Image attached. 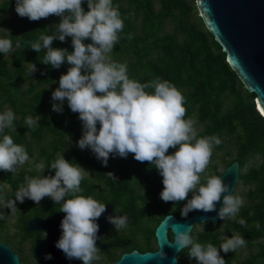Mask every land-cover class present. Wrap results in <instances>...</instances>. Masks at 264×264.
<instances>
[{"label": "trees", "instance_id": "obj_1", "mask_svg": "<svg viewBox=\"0 0 264 264\" xmlns=\"http://www.w3.org/2000/svg\"><path fill=\"white\" fill-rule=\"evenodd\" d=\"M112 5L118 8L124 28L118 33L119 41L109 54L111 60L126 64L130 79L147 83L159 77L173 84L185 98L184 119H193L201 126L197 138L216 136L221 140L213 148L216 151L226 150L225 155L230 159L225 162L224 169L233 161L239 163L236 185L245 190L239 195L244 199V205L235 217L224 221L218 219L215 227L208 222L197 233H194V227L191 232L193 241L219 247L226 237L240 234L246 240V246L234 252L221 251L226 264H264V118L256 110L255 95L246 91L230 69L225 54L199 16L196 22L192 21L197 14L193 13L194 2L112 0ZM82 8L85 12L88 10L86 0ZM0 12L13 13L10 19L0 16V26L7 25L13 41V48L8 54L0 53V114L5 108H10L15 115V131L5 129L0 140L3 135H10L15 144L25 147L29 157L34 156L35 149L36 156L29 176L38 174L35 166L41 162L46 168L42 175H54V170L47 167L59 154L81 167L88 165L93 180L85 177L78 195L91 196L101 203L111 204L115 210L127 215L132 223L146 221L144 234L149 245L146 249H150L156 223L167 214L182 218L180 209L184 202H163L159 197L163 189L162 177L148 162L136 161L131 153L126 159L110 155L107 167L102 166L90 149H84L89 153L88 157L83 155V150L76 146L82 135L78 114L71 112L66 100L62 113L51 108L53 103L59 102L51 100L50 87H58L59 77L66 74L70 65L65 63L59 69H53L43 64V50L40 53L31 50L32 43L38 41L41 35L52 34L49 18L53 25L58 24L60 18L49 16L39 21L21 18L15 12V0L1 2ZM166 21L173 24L171 32L164 31ZM83 42L91 43L90 40ZM52 47L67 49L69 53L73 50L70 37H66L64 42L54 40ZM27 63L35 64L37 68L31 76ZM35 115L41 118L36 126L30 128L25 119ZM175 151L170 148L166 154ZM208 171L217 176L223 173L218 172L216 166H210ZM13 173L0 170L1 182L11 188L7 194L0 190V195L6 199L15 196L27 176L24 170L15 176ZM108 173L113 174L115 181ZM233 195L237 194L233 192ZM40 202L44 204L43 208H37L28 199L21 205V208L29 207L27 214H19L22 225L33 215H41L43 209L61 210V205L53 203L48 197ZM9 212L6 208L0 209V223ZM241 218L246 220V226L237 223ZM255 222H259V229L254 226ZM241 250H246L247 256L239 260L238 252ZM189 251L190 248H185L179 253L178 264H197L195 259L188 258Z\"/></svg>", "mask_w": 264, "mask_h": 264}, {"label": "clouds", "instance_id": "obj_2", "mask_svg": "<svg viewBox=\"0 0 264 264\" xmlns=\"http://www.w3.org/2000/svg\"><path fill=\"white\" fill-rule=\"evenodd\" d=\"M84 2L15 0V12L21 18L27 17L29 21L49 16L60 18L58 24L51 26L52 34L41 35L32 43L31 50L36 53L43 50V64L53 69H59L65 63L70 65L51 93V100L59 102L53 103L51 108L62 113L66 100L71 112L78 114L82 135L76 146L81 150L90 149L104 167H107L110 155L126 159L131 153L136 161L148 162L162 177L160 199L165 203L184 202L180 209L182 218L193 211H216V203L221 198L222 207L217 218L224 221L235 217L244 205V199L233 195V189L230 192L229 185L215 174L209 173L201 182V174L210 163L213 146L219 145L221 140L216 136L197 138L195 121L184 119L185 98L173 84L159 77L147 83L130 79L127 65L111 60L109 54L119 41L118 33L123 31L124 20L118 8L113 7L112 0H86V12L82 8ZM0 30L8 34L0 37V53L8 54L13 48L12 36L10 30ZM66 37L71 38L73 50L70 53L67 49L52 47L54 40L64 42ZM128 38L131 39V35ZM85 40L91 43L85 44ZM27 64L31 76L37 68L33 63ZM40 118L39 115L29 116L25 122L32 128ZM14 119L10 108L0 114V133L5 129L15 131ZM170 148L176 151L166 154ZM28 160L25 147L15 144L10 135H3L0 140V170L13 173L17 166ZM35 167L38 174L25 176L26 185L19 187L14 199L0 195V205L14 211L17 202L23 203L28 199L39 205L45 197L60 204L64 217L60 222L61 236L54 246L68 260L93 264L101 252L96 246L97 240L102 239L97 235L99 225L96 221L106 211V205L91 196L78 195L82 191L81 181L90 173L75 162L65 160L63 154H59L47 167L54 170V175H42L46 169L43 162ZM107 175L115 181L112 173ZM69 196L71 198H66ZM106 219L116 230L127 227V215H112ZM207 223L205 219L199 224L204 227ZM237 223L241 226L247 224L242 218ZM254 226L259 229V222ZM192 228L176 232L174 240L167 245L177 252L190 248L188 258L195 259L197 264H226L221 251L229 253L246 246V240L240 234L226 237L219 247L212 243H196L191 235ZM43 236L46 238L47 233L44 232ZM154 255L161 260L166 259L162 247ZM44 259L51 260V254H46ZM177 259L174 258V264Z\"/></svg>", "mask_w": 264, "mask_h": 264}, {"label": "water", "instance_id": "obj_3", "mask_svg": "<svg viewBox=\"0 0 264 264\" xmlns=\"http://www.w3.org/2000/svg\"><path fill=\"white\" fill-rule=\"evenodd\" d=\"M194 4L203 25L225 54L230 69L246 91L255 95V107L261 115V111L264 110V0H195ZM261 116L264 118V115ZM220 177L229 185V191L231 192L232 189L234 191L239 180L238 161L229 164ZM220 207H222V198L216 203L214 212L194 211L183 219L173 214L165 215L153 232L157 246L155 251L140 253L133 250L122 254L118 261L111 264H174V258L180 252L169 247L167 242L174 240L176 232L188 231L192 226L193 228L200 226L199 223L205 219L215 227L218 223L217 212ZM112 215L125 214H115L112 206L106 205V211L96 221L99 225L98 236L112 226L106 219ZM63 217L64 215L54 214L49 221L31 220L27 224L28 229L48 230L46 227H36V224H51L59 219L62 220ZM61 220L57 223L60 224ZM169 232L172 234L171 241L168 238ZM160 247L166 255L164 260L154 255ZM0 264H19L17 256L1 242ZM175 264H178V259L175 260Z\"/></svg>", "mask_w": 264, "mask_h": 264}, {"label": "flooded vegetation", "instance_id": "obj_4", "mask_svg": "<svg viewBox=\"0 0 264 264\" xmlns=\"http://www.w3.org/2000/svg\"><path fill=\"white\" fill-rule=\"evenodd\" d=\"M23 203H21V205ZM104 204L108 205L109 203ZM21 205L20 209L18 210L20 211L19 214L21 212L23 214H27L29 212V207L24 206L23 208H21ZM35 206L37 208H43L44 204L40 202L39 205L35 204ZM0 209H4V207ZM8 210L10 211V209ZM112 210L113 212L115 211V214L123 213L121 211L115 210L113 206ZM19 214L16 217V222L10 226L12 227L11 233L6 232L3 224V221L10 215V212L8 216H6L0 223V226L3 227V231L5 232L7 238L6 241H2L0 239V242L11 249L12 253L17 256L19 264H82V261L79 260L66 259L64 254L54 246L61 236L60 224L57 223L61 219H59L57 222L54 221L51 224H36V227H46L48 230L50 229L49 231L45 229H28L27 224L31 220L38 219L49 221L52 219V216L54 214L64 215V213L60 211H52L51 209H43L41 215H33L26 221L25 225H22L19 222ZM158 223L159 222L156 223L155 227ZM145 227L146 225L143 224V221L135 224L132 223L130 219V222L127 223L126 228L116 230L112 225L110 228L103 231L98 236L102 237V239H98L96 245L101 250V252L99 253V259L94 260L93 264L115 263L119 260L122 254L129 253L133 250H137L140 253L155 251L157 246L154 234L150 244L151 248L146 249L149 245L146 244L145 241ZM44 232L47 233L46 238H44L43 236ZM168 238L170 241L172 240V234L170 232L168 233ZM46 254H51L52 259L45 260L44 257Z\"/></svg>", "mask_w": 264, "mask_h": 264}, {"label": "rangeland", "instance_id": "obj_5", "mask_svg": "<svg viewBox=\"0 0 264 264\" xmlns=\"http://www.w3.org/2000/svg\"><path fill=\"white\" fill-rule=\"evenodd\" d=\"M5 0H0V3L3 2ZM195 0H187L188 3H193ZM193 13H197L196 9H194ZM0 16L4 19H10L13 17V13H7V12H0ZM196 17H198V13L196 14L195 17H192V21L196 22ZM49 22L51 25H53L52 23V20H51V17L49 18ZM0 29H5L7 30V25L4 24L2 26H0ZM173 29V24L170 22V21H166L165 25H164V31L165 32H171ZM3 34H6V32L0 30V36L3 35ZM55 90V88L52 86L50 87V92L52 93L53 91ZM6 110H8L7 108L4 109L3 112H5ZM194 128H195V131L196 133L201 129V126L198 125L197 123L194 124ZM2 133H0V136H1ZM69 143V142H68ZM231 148V147H230ZM229 148V149H230ZM233 150V149H231ZM226 151V150H225ZM225 151H216L214 148H213V151H212V156L210 158V163L208 165V167L206 168L205 172L201 174V182L204 181L205 177L208 176L209 174V168L210 166H216L217 168V171L218 172H223L224 170V165H225V162H227L230 158L227 157L225 155ZM33 153H34V156L33 157H29V160L22 166H17L16 167V170L15 172L13 173L14 176L21 170H24L26 172V175L29 176L32 172V167H33V162H34V159H35V156H36V152H35V149H33ZM83 155H85L86 157L89 156V153L86 151V150H83L82 151ZM85 170H87L90 175H86L85 177L90 179V180H93V177H92V174L90 172V169L88 167V165H85V166H82ZM245 171V170H244ZM22 185H26V181L22 184ZM0 190L4 193V194H7L11 191V188L8 184L6 183H3L1 182L0 180ZM244 188L241 186V185H236L235 188H234V191L237 195H241L242 193H244ZM15 198V197H14ZM13 198V199H14ZM26 201V199H25ZM24 201V202H25ZM20 205L21 203L17 202L16 204V210H10V215L3 221V224H4V227H5V230L7 233H11L12 231V227H10L11 225H13L15 222H16V217L17 215L19 214L20 211H18L20 209ZM0 208H3V205H0ZM25 211V210H24ZM143 224L146 225L147 222L146 221H143ZM202 225L201 226H197L194 230V233H197L199 231L202 230ZM193 232V230H192ZM0 239L2 241H6L7 238H6V234L5 232L3 231V227L0 226ZM247 256V251L246 250H241L240 252H238V258L239 260L245 258ZM183 262H185V260L183 259L182 260Z\"/></svg>", "mask_w": 264, "mask_h": 264}, {"label": "snow or ice", "instance_id": "obj_6", "mask_svg": "<svg viewBox=\"0 0 264 264\" xmlns=\"http://www.w3.org/2000/svg\"><path fill=\"white\" fill-rule=\"evenodd\" d=\"M261 115H264V110L261 111Z\"/></svg>", "mask_w": 264, "mask_h": 264}]
</instances>
